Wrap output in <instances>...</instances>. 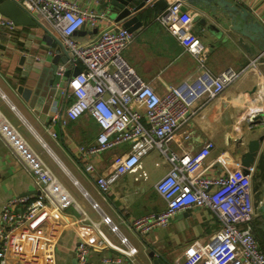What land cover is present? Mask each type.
Returning <instances> with one entry per match:
<instances>
[{"label":"crops","instance_id":"obj_1","mask_svg":"<svg viewBox=\"0 0 264 264\" xmlns=\"http://www.w3.org/2000/svg\"><path fill=\"white\" fill-rule=\"evenodd\" d=\"M79 1L84 9L96 15L94 21L87 20L74 34L79 44L92 41L102 30L123 27L121 21L116 22L111 16L108 0ZM154 1L150 0L132 14L137 15L142 26L131 32L134 38L124 50L123 57L162 97L168 86L192 78L196 63L179 41L156 21L155 17L162 9L154 5ZM173 1L166 0L167 5ZM229 1L246 9L264 27V0ZM133 2L137 4L140 0ZM182 2L192 16L189 30L206 46V66L214 74L233 68L241 75L220 96L197 110L174 135L169 148L179 154L189 153L199 149L206 140H212L214 147L203 166L210 165L208 172L211 175L228 174L240 166L239 158L234 154L235 141L241 137L246 139L249 131L264 126V62L261 61L264 54L244 40L247 49L229 25L214 20L206 10ZM196 16L199 19L195 22ZM26 29L29 31L25 32ZM41 34L39 27L25 26L8 39L0 33V111L23 137L36 145L33 149L41 154L81 209L91 219L99 221V213L91 207L92 201L97 203L137 249L133 258L128 259L114 248L98 244L100 237L94 228L80 221V213L69 208L59 219L64 228L56 246V263L77 264L75 248L79 242L87 244L90 249L87 264H151V250L163 254L172 264L183 263L219 230V221L208 209L193 207L177 213L165 226L156 227L144 237L135 234L130 227L131 220L158 214L165 209V202L155 185L169 171L170 165L154 149L141 157L135 172L119 177L108 191L101 193L97 189L95 178L110 171L115 155L127 152L129 145L124 143L100 153L81 156L79 147L94 146L99 129L87 114L63 123L65 107L72 101L71 97H66L71 89L64 78L60 79L53 96L48 93L41 98L38 92H33L32 98L24 101L17 93L19 85L31 90L45 88L53 78L47 68L53 63L54 49L42 42ZM48 51L53 55H48ZM59 57L58 66L67 68L68 63L62 61L65 57L62 54ZM253 58H258L259 72L247 68ZM79 68H82L81 64ZM132 109L143 114L142 107L133 105ZM142 123L146 125L144 119ZM257 182L253 180L254 188ZM263 186L264 182L259 190ZM36 192L32 178L0 139V212L9 199ZM255 208L253 224L260 219L263 221L260 210ZM100 230L112 245H120L117 235L107 226L100 225ZM105 260L109 263H104ZM8 264L17 262L9 259Z\"/></svg>","mask_w":264,"mask_h":264},{"label":"built area","instance_id":"obj_2","mask_svg":"<svg viewBox=\"0 0 264 264\" xmlns=\"http://www.w3.org/2000/svg\"><path fill=\"white\" fill-rule=\"evenodd\" d=\"M12 1L46 26L71 53L67 68L58 66L57 74L63 75L66 69L82 66L78 74L67 79L71 92L66 97H71L72 101L65 107L63 120L65 123L87 114L96 123L99 129L96 143L89 148L79 147L81 156L124 143L129 145L127 152L115 155L110 171L95 178L97 189L101 193L108 191L119 177L135 172L141 157L154 149L168 161L169 171L155 185L165 202V209L131 220L130 227L135 234L144 237L156 227L165 226L181 211L206 208L219 221L220 228L181 264H264V251L253 227L256 217L254 168H248L249 172L245 173L237 166L228 174L211 175L208 172L210 165L203 166L214 147L209 139L189 153L179 154L169 148L174 135L197 110L220 96L241 75L233 68L214 74L206 66V46L189 30L192 16L187 10L182 11L183 0L169 3L155 19L192 56L196 72L189 80L168 86L162 97L124 59L123 52L134 38L128 29H105L92 41L79 44L74 34L96 16L84 9L79 0ZM20 28L22 26L15 25L0 13L3 36L11 38ZM47 54L53 55V52ZM257 63L258 58H253L247 68L259 72ZM133 105L142 107L143 114L132 109ZM51 135L55 136L54 133ZM0 139L32 178L37 190L32 195L9 199L2 206L0 264H8L9 259L17 264H57L56 246L64 228L59 219L69 208L78 211L82 216L80 221L94 228L100 237L98 244L108 245L128 259L133 258L137 249L120 233L112 219L93 201L91 207L99 213L100 219H91L41 154L1 111ZM100 225L107 226L117 235L119 246L112 245L101 232ZM89 251L87 244H77V264H87ZM104 263L109 262L105 260Z\"/></svg>","mask_w":264,"mask_h":264},{"label":"water","instance_id":"obj_3","mask_svg":"<svg viewBox=\"0 0 264 264\" xmlns=\"http://www.w3.org/2000/svg\"><path fill=\"white\" fill-rule=\"evenodd\" d=\"M149 1L150 0H140L139 3L134 4L133 0H108V9L116 22L121 21L123 27L132 32L142 26V22L137 15L132 16V14L143 8ZM183 1L206 10L207 13L219 23L229 25L231 31L240 36L241 43H244V40H247L252 43V48L255 47V49H259L264 54V27L256 21L246 9L229 0ZM154 5L163 10L166 8L167 2L166 0H155ZM184 10H186L185 6L182 7V11ZM0 13L3 16L10 18L17 26L39 27L42 30L40 37L42 42L46 46L54 49L55 55L53 63L47 68V71L52 73V80L45 88L34 90L22 85L17 86L16 91L24 101H29L32 98L33 92H38L41 95V98H45L48 93L53 96L61 78L67 80L80 72L79 66H75L72 70L66 69L63 72V75L56 73L60 58L59 56L62 54L65 57L62 60L63 63H67L71 53L65 49L62 42L55 37L46 26L41 24L34 17L25 13L15 2L12 0H0ZM198 19L199 16H196L194 21L196 22ZM244 44L248 49V45H246V43ZM261 61L264 62V56L261 58ZM258 123L261 124V122ZM235 148L234 154L238 156L240 166L243 168L244 172L248 173V168L252 166L255 168L253 180H258V182L255 184L253 190L254 206L260 210L263 216L262 223L264 228V186L262 190H259L264 182V126H262L261 129L259 127L249 131L246 139L242 137L237 139V141H235ZM149 257L151 258V264H172L166 256L155 250H151Z\"/></svg>","mask_w":264,"mask_h":264},{"label":"trees","instance_id":"obj_4","mask_svg":"<svg viewBox=\"0 0 264 264\" xmlns=\"http://www.w3.org/2000/svg\"><path fill=\"white\" fill-rule=\"evenodd\" d=\"M254 234L260 240L261 247H262V249L264 251V228H263V223L262 222H261V227H259V229L254 228Z\"/></svg>","mask_w":264,"mask_h":264},{"label":"rangeland","instance_id":"obj_5","mask_svg":"<svg viewBox=\"0 0 264 264\" xmlns=\"http://www.w3.org/2000/svg\"><path fill=\"white\" fill-rule=\"evenodd\" d=\"M36 18L38 19V17L36 16ZM39 20V19H38ZM27 31H29L28 29H26V31L25 32H27ZM29 33V32H28ZM26 139V138H25ZM27 140V139H26ZM28 141V140H27ZM29 142V141H28ZM31 143V144H30ZM29 144L33 147V146H35L36 147V145H34V143L32 142V141H30L29 142ZM34 148V147H33ZM50 167V166H49ZM51 168V167H50ZM53 171V170H52ZM260 224H261V219L260 220H258V221H256V222H254V224H253V227L254 228H257V229H259V227H261L260 226Z\"/></svg>","mask_w":264,"mask_h":264}]
</instances>
